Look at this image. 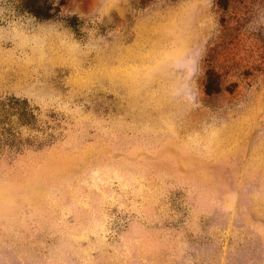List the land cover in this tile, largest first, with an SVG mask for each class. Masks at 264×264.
Wrapping results in <instances>:
<instances>
[{
    "label": "rangeland",
    "instance_id": "374dc122",
    "mask_svg": "<svg viewBox=\"0 0 264 264\" xmlns=\"http://www.w3.org/2000/svg\"><path fill=\"white\" fill-rule=\"evenodd\" d=\"M28 1L0 98L64 135L0 157V264H264V0Z\"/></svg>",
    "mask_w": 264,
    "mask_h": 264
},
{
    "label": "trees",
    "instance_id": "16d2710c",
    "mask_svg": "<svg viewBox=\"0 0 264 264\" xmlns=\"http://www.w3.org/2000/svg\"><path fill=\"white\" fill-rule=\"evenodd\" d=\"M23 8L42 19H51L57 13L51 7L36 9L34 0ZM208 93H214L210 89ZM55 113L43 114L40 107L26 98H0V157L14 159L26 151H40L52 146L64 135Z\"/></svg>",
    "mask_w": 264,
    "mask_h": 264
}]
</instances>
